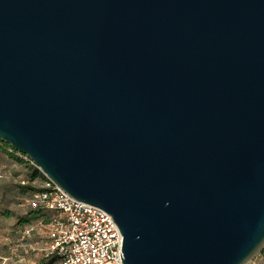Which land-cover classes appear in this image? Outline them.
Segmentation results:
<instances>
[{
  "label": "water",
  "instance_id": "95a60500",
  "mask_svg": "<svg viewBox=\"0 0 264 264\" xmlns=\"http://www.w3.org/2000/svg\"><path fill=\"white\" fill-rule=\"evenodd\" d=\"M0 140L112 216L123 264H247L264 0H0Z\"/></svg>",
  "mask_w": 264,
  "mask_h": 264
},
{
  "label": "built area",
  "instance_id": "2783aa9c",
  "mask_svg": "<svg viewBox=\"0 0 264 264\" xmlns=\"http://www.w3.org/2000/svg\"><path fill=\"white\" fill-rule=\"evenodd\" d=\"M7 150L35 165L26 155L11 146ZM36 168L41 172L37 166ZM43 175L44 179L28 198L30 207H40L51 215L47 223L43 262L123 264L119 256L120 251L123 258L122 235L112 216L102 208L74 199L49 177ZM18 184L30 183L29 180L20 179ZM32 230L33 226L29 225L23 233L29 234Z\"/></svg>",
  "mask_w": 264,
  "mask_h": 264
},
{
  "label": "rangeland",
  "instance_id": "374dc122",
  "mask_svg": "<svg viewBox=\"0 0 264 264\" xmlns=\"http://www.w3.org/2000/svg\"><path fill=\"white\" fill-rule=\"evenodd\" d=\"M3 143H0V264H44L43 247L47 220L51 215L45 210H40L36 217L28 215L30 190L23 192L18 184L20 179H26L37 186L40 176L31 178L36 166L6 155ZM29 225L33 230L24 234L25 227Z\"/></svg>",
  "mask_w": 264,
  "mask_h": 264
},
{
  "label": "trees",
  "instance_id": "16d2710c",
  "mask_svg": "<svg viewBox=\"0 0 264 264\" xmlns=\"http://www.w3.org/2000/svg\"><path fill=\"white\" fill-rule=\"evenodd\" d=\"M0 143H2L1 140H0ZM3 145L5 146L3 149H4V153H5L6 155H9L10 157H12L13 159H15V160L18 161V162H24V161H25V160L22 159L21 157H19V156L13 154V153H11V152H9V151L7 150V148L10 147V146H9L7 143H3ZM35 175H39V176H40V181H39V184H40L41 181L44 179V175H43L40 171H38L37 168H35L34 172L31 174V176H32L31 178H34ZM19 187L21 188V190H22L23 192L26 191L27 189H29V190H30V193L36 189V186H34V185H32V184L19 185ZM30 193H29V195H30ZM29 206H30V205H29ZM40 210H44V209H42V208H40V207H35V208L30 207V209L28 210V215H30V216H35V217H36V214L39 213ZM25 220H26V219H23V221H25ZM48 221H49V218H48V220H47V223H48ZM262 250H264V248H263ZM44 264H45V263H44Z\"/></svg>",
  "mask_w": 264,
  "mask_h": 264
},
{
  "label": "crops",
  "instance_id": "0c3cea01",
  "mask_svg": "<svg viewBox=\"0 0 264 264\" xmlns=\"http://www.w3.org/2000/svg\"><path fill=\"white\" fill-rule=\"evenodd\" d=\"M255 259L249 261L247 264H264V252L262 251Z\"/></svg>",
  "mask_w": 264,
  "mask_h": 264
}]
</instances>
